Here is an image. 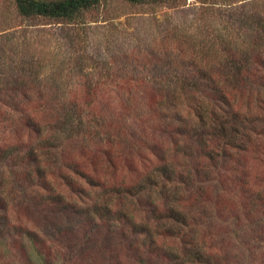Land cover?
Returning <instances> with one entry per match:
<instances>
[{
  "label": "rangeland",
  "instance_id": "1",
  "mask_svg": "<svg viewBox=\"0 0 264 264\" xmlns=\"http://www.w3.org/2000/svg\"><path fill=\"white\" fill-rule=\"evenodd\" d=\"M230 49L246 55H263L262 62L258 60L252 65L256 72L249 69L255 77L250 84L257 83L264 71V0H149L142 5L109 0L61 23L22 17L13 0H0V99H20L22 108L35 109L46 120L54 118V112L43 115L45 109L29 104L27 99H48L50 107L56 108V99H81L84 92L76 94L79 86L87 90L100 87L103 90L97 99L101 104L96 103V107L108 109L136 141L129 152L131 162L141 165L142 160L150 158L147 149L153 142L177 160L167 166L174 180L166 198L179 208V222H156L152 213L139 211L134 221L142 224L140 231H147L144 227L148 225L154 240L160 241V234L166 232L163 242L157 245L168 257L152 264H170L167 259L176 260L179 254V264H264V158H258L261 163H250L260 169L258 176L255 177L257 170L251 169L255 175L248 171L244 177L251 184L247 187L257 192L252 196L255 203L246 206L247 196L241 195V188L222 190L215 197L213 189L237 187L241 176L227 166L207 162L208 151L198 152L191 148V142L190 150H186L182 144L185 134L176 136L178 141L174 145L170 131H166L167 124L180 132L187 130L184 127L194 118L193 108L188 106L190 100L175 99L176 104L169 100L164 114L170 116L159 118L161 124H156L145 106L128 107L122 93V87H133L144 79L154 87L193 85L195 78L191 74L209 77L213 73L218 78L219 68L227 66ZM227 86L234 105L242 103L244 110L248 102L253 103L248 109L251 114L258 111L257 103L264 107V82L263 86H254V90H239L230 79ZM16 87L23 93H15L12 89ZM93 96L91 92L90 97ZM162 153L159 149L156 155ZM68 195L76 200L81 194ZM11 199L12 211L8 210L7 215L12 225L37 221L47 224L40 225L50 233V224L59 223L56 208L43 210L28 202L18 212L23 203L17 202L16 195ZM249 215L256 216L253 226L249 224ZM187 223L190 225L186 229L183 226ZM129 239L137 241L140 247L146 244L145 238L137 234L132 238L129 234ZM11 247L0 245V264H30L27 248L22 249L23 253L16 246ZM64 247L53 243L41 249L44 264H61V256H55L56 252L64 254L66 264L67 260L79 264L75 259L83 254ZM205 253L207 260L196 262ZM132 255L127 254L126 260L135 258ZM82 264H87L86 260Z\"/></svg>",
  "mask_w": 264,
  "mask_h": 264
},
{
  "label": "trees",
  "instance_id": "2",
  "mask_svg": "<svg viewBox=\"0 0 264 264\" xmlns=\"http://www.w3.org/2000/svg\"><path fill=\"white\" fill-rule=\"evenodd\" d=\"M106 1L109 0H13L20 16L57 23L72 21ZM121 1L142 5L149 0ZM227 56V66L220 63L223 67L219 68L218 78L213 73H209V77L203 73L191 74L195 78L193 85L177 83L154 87L144 79L141 83L135 82L133 87H122V93L130 104L128 107L140 109L141 105L145 106L156 124L170 116L164 114L169 100L176 104L175 99H189L188 106L193 108L194 118L184 127L187 130L180 132L171 124L166 125L173 144H177L176 136L185 134L182 144L186 150H190L188 142H191V148L198 152L208 151L207 162L227 166L239 174L242 179L236 183L237 187L213 189L211 193L216 197L217 192L241 188V195L247 196L246 206H251L256 202L253 193L257 192L247 187L251 184L244 177L248 171L249 175H255L251 169L257 170L255 177L258 176L260 169L250 163L254 160L261 163L258 158H264V107L257 103L258 111L251 114L248 109L254 104L248 102L243 110L242 103L233 104L226 89L229 79L239 90L263 86L264 71L257 83L250 84L255 78L251 75L252 65L258 60L262 62L263 55H246L230 49ZM18 88L12 90L23 93ZM82 88H76V94L84 92L81 99H56V108L50 107L48 99H27L29 104L44 108L43 115L54 112V118L46 120L35 109L22 108V103H18L20 99H0V245L16 246L23 253L25 250L22 249L27 248L26 259L30 264H44L41 249L51 247L53 243L72 247L77 254H83L75 259L79 264L84 260L87 264H152L164 259L168 255L157 243L163 242L166 232L160 234V241L154 240L148 225L144 227L147 231H140L143 228H138L142 224L134 221L138 217L137 211L152 213L156 222L178 221L179 208L166 198L171 191L169 184L174 180L167 166L175 164L176 158L166 155L164 147L153 142L147 149L150 158L142 160L141 165L131 162L129 152L136 141L108 109L96 107V103L101 104L97 97L103 89ZM91 92L95 99L90 97ZM262 104L264 106V102ZM159 149L163 153L157 156ZM84 191L89 192V197L83 194ZM68 192L81 194L85 201L80 197L74 200ZM13 195L18 203H23L18 212H22L28 202L43 210L56 208L59 223L50 224V233L37 221L24 226L12 225L7 213L12 211L9 201L12 206ZM249 219L252 226L257 221L253 215H249ZM189 225L183 227L187 229ZM129 234L131 238L133 234L144 237L146 244L140 247L137 241L129 239ZM58 254L61 264H66L64 254L56 252L55 256ZM127 254H135V258L127 261ZM207 255L200 254L196 262H205ZM181 259L179 254L176 260H167L170 264H179Z\"/></svg>",
  "mask_w": 264,
  "mask_h": 264
}]
</instances>
